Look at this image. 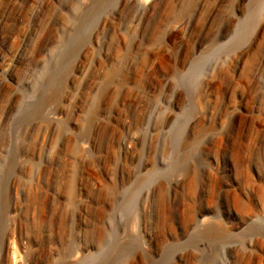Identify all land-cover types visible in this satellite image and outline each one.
Here are the masks:
<instances>
[{
    "label": "rangeland",
    "instance_id": "rangeland-1",
    "mask_svg": "<svg viewBox=\"0 0 264 264\" xmlns=\"http://www.w3.org/2000/svg\"><path fill=\"white\" fill-rule=\"evenodd\" d=\"M129 1L0 0V264H264V0Z\"/></svg>",
    "mask_w": 264,
    "mask_h": 264
},
{
    "label": "bare ground",
    "instance_id": "bare-ground-1",
    "mask_svg": "<svg viewBox=\"0 0 264 264\" xmlns=\"http://www.w3.org/2000/svg\"><path fill=\"white\" fill-rule=\"evenodd\" d=\"M130 2V5H131V13H132V15L131 16H135V17H137L138 16V18H146V17H148V16H152V18L154 17V18H157V19H159L160 17V20L162 21V23H161V26H160V28H164L165 27V29H167L170 33L169 34H172L173 32H175V30H177V28H179V27H182V26H184V25H186V24H189L190 22H191V20H192V18H193V15H195L197 12H198V9H194V11H193V15H189V13H190V10L192 9L191 8V1L190 0H174V1H168V2H166V0H130L129 1ZM222 2V1H221ZM79 10H81L80 8H79ZM83 11V10H82ZM88 11V10H87ZM81 12V11H80ZM93 12V11H92ZM86 13V12H85ZM78 14H80V13H78ZM84 15H86V14H84ZM84 15H82L83 17L81 18V20H79V21H77V23L75 24L74 23V25H77L78 26V29L76 28V30H75V32L70 36V39L69 38H67L66 36H64V38L62 39L63 41L62 42H60V51L61 50H63V48H65L66 49V46H67V44L69 43L68 41L69 40H71L72 38V40H74L75 41V39L76 38H78L79 36H80V33H79V31H80V26L79 25H82L83 26V23L85 22V19H84V17L86 18V16H84ZM171 16H176V17H181V22H179L178 24H179V26L178 27H171V28H169V22H171L169 19H170V17ZM135 17H133V18H135ZM153 18V19H154ZM173 18V17H172ZM80 19V18H79ZM136 19V18H135ZM87 20V19H86ZM156 20V19H155ZM172 20V19H171ZM74 21H76V20H74ZM141 21V20H140ZM177 22V21H176ZM158 23V22H157ZM85 24V23H84ZM88 24V23H87ZM103 25H107L108 24V20L106 21H103V23H102ZM83 29L82 30H85L84 29V27H82ZM81 30V31H82ZM92 36L93 37H96V36H98V30H96L93 34H92ZM168 36V35H167ZM80 39L82 38V37H79ZM79 41V40H78ZM71 42V41H70ZM75 42H77V41H75ZM73 43V42H72ZM118 43V42H117ZM76 44V43H75ZM74 44V45H75ZM70 45V44H69ZM74 45H72V46H74ZM69 47V46H68ZM115 47V46H114ZM87 54H88V48H87V46L86 47H82L81 49H80V51H79V55H78V60H77V62H76V68L77 69H81L82 68V66H83V62H84V59L86 58V56H87ZM43 76H45L44 77V81H43V89H42V91L44 90V88L46 87V86H49L50 84L52 85L53 83L51 82L50 83V81H52V79H50V77H48V75L46 76V75H43ZM42 76V77H43ZM41 80V79H40ZM50 83V84H49ZM39 86V85H38ZM41 87V86H40ZM46 89V88H45ZM41 90V89H40ZM50 90V89H49ZM41 91V92H42ZM46 91H47V89H46ZM39 92V91H38ZM44 92H45V90H44ZM35 94H39V93H35ZM34 94V95H35ZM44 94V93H43ZM37 96V95H36ZM39 98V97H38ZM34 99V98H33ZM32 99V100H33ZM15 160V159H14ZM11 161V160H10ZM11 162L9 163V164H7L6 166L8 167V165L10 166V167H8L9 169H8V171L7 170H5L6 172H7V174L6 175H8V177H5V179L6 178H8L7 179V182H9V186H10V184H13V185H16V177L15 176H13L14 174H13V167H11ZM20 165V164H19ZM12 166H14V163H13V165ZM15 166H16V164H15ZM6 168V167H5ZM17 168V167H16ZM15 169V168H14ZM6 172H4V173H6ZM15 173V172H14ZM13 174V175H12ZM7 182H5V183H3V184H7ZM4 187V186H3ZM8 187V186H7ZM9 188V187H8ZM4 192V191H3ZM5 193V192H4ZM128 197V196H127ZM4 199V198H3ZM128 199H129V197H128ZM126 201H129V200H126V198H125V200H124V202H125V204H126V206H128L129 205V202H126ZM131 205V204H130ZM3 210V209H2ZM209 212V210H203L202 211V213H201V215H200V223H201V225H203V226H205V227H207V228H209L210 229V232H212L213 233V236H214V233L216 234L217 233V228H216V226L215 225H213L212 224V222H210V218L208 219L207 217H206V214ZM121 222L123 221V217H122V214H121ZM216 220V219H215ZM216 222V221H215ZM1 224V223H0ZM211 224H212V226H211ZM217 225H218V223H217ZM1 226V225H0ZM221 226V225H220ZM114 229V228H113ZM208 229V230H209ZM1 230V229H0ZM2 231V230H1ZM219 231H220V229H219ZM218 231V232H219ZM117 230H116V228H115V230H114V232H113V236H112V242H111V244H112V248H113V250H114V252H117L118 254L120 253H122V252H124L125 251V249H126V246L122 243V244H120L121 246H118V245H116V241H117ZM220 233H221V231H220ZM219 234V233H218ZM217 234V235H218ZM211 235V234H210ZM1 237V236H0ZM218 237V236H217ZM2 238V237H1ZM25 262V261H24Z\"/></svg>",
    "mask_w": 264,
    "mask_h": 264
}]
</instances>
